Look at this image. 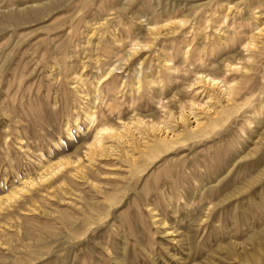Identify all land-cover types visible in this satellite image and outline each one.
<instances>
[{
    "label": "bare ground",
    "instance_id": "bare-ground-1",
    "mask_svg": "<svg viewBox=\"0 0 264 264\" xmlns=\"http://www.w3.org/2000/svg\"><path fill=\"white\" fill-rule=\"evenodd\" d=\"M0 1V31L34 22L62 30L58 39H44L48 52L39 64L25 72L28 61L23 63L16 85L3 72L14 47L0 52L1 151L9 157L6 147L15 131L12 143L32 157L22 172L9 161L14 180L0 188V264H25V257L50 255L65 243L88 252L91 261L97 247L100 256L125 264L123 251L113 256L108 234L89 240L87 235L112 230L123 250L130 222L139 223L141 232L151 226L166 238L157 241V253L173 258L178 256L173 250L184 246L192 232L198 235L201 224L214 227L219 217H212L213 208L223 205L216 206L219 198L206 201L214 188L238 162L264 161V0ZM29 78L39 80L34 94L21 85ZM43 78L52 120L39 107L35 118L14 124L22 123V116L10 105L16 108L19 100L24 109L26 96L34 101ZM57 111L64 114L59 122ZM31 138L37 139L32 149ZM198 144L207 146L205 151H198ZM65 146L72 149L63 154ZM238 146L251 147L241 154ZM52 148L61 151L50 156ZM167 154L175 160L163 173L165 182L153 188L144 185L147 181L141 184L146 167ZM262 177L264 163L232 192H250ZM179 188L186 193L184 204H190L192 194L201 200L185 210V233L166 226L161 210L178 211L174 193L182 196ZM121 202L132 208L127 221L116 214ZM251 236L261 239L257 249L263 254L264 226ZM45 245L51 251L31 249ZM138 246L155 264V250ZM76 257L74 251L70 262ZM260 261L258 256L249 262Z\"/></svg>",
    "mask_w": 264,
    "mask_h": 264
},
{
    "label": "rangeland",
    "instance_id": "rangeland-1",
    "mask_svg": "<svg viewBox=\"0 0 264 264\" xmlns=\"http://www.w3.org/2000/svg\"><path fill=\"white\" fill-rule=\"evenodd\" d=\"M0 4L2 5L4 3L0 1ZM26 25L21 26V28H18L19 30L17 29L15 31H11V29L0 31V42L2 41L0 43V52L1 51L8 52L12 47H14V48H12V51L10 52L11 57L9 56L10 59L7 63V66H6L5 70L3 71L4 75L9 77V78H7V80L12 82V86L16 85V83H17L16 80H17V76L19 73L18 71H20V69L22 68L23 63H25V62L27 63V61H28L27 66L26 67L24 66L25 68H23V69H25V72H26V68L29 66H32L33 64H36L35 62H37L39 64L38 59L40 58V55L48 52L47 51L48 46L45 45L44 39H46V40L51 39V38L58 39V36L62 32V30H54V29L52 30V29H48V28H42L41 25H44L42 23H35L34 22L30 25H28V24H26ZM31 25H33V26H31ZM20 32H22V33H20ZM25 32H26V34H25ZM18 33H20V34H18ZM17 34H18V36L20 35L19 36L20 38H21V35H23V36L25 35L26 37L21 38V40L17 44H15V46H14V40L16 41L17 39H20V38H18ZM13 35H15V36H13ZM11 36L14 37L13 41H12ZM8 40H11V41H8ZM3 41H4V44H3ZM7 41H8V44H7ZM3 45H5V46H3ZM8 47H9V50H8ZM37 66H39V65H37ZM13 71H14V74H13ZM38 83H39L38 79H31L30 80V78H29L28 80L27 79L24 80L21 85L24 87H26V86L31 87V93L34 94V93H36L35 92L36 88L39 85ZM43 83H44V85H43ZM40 87H39L40 93H39L38 97L36 99H34L35 102L33 100H31L29 102L27 96L23 99V107L26 110L25 112H24V109L21 108V106H20L21 103L19 100L15 101L16 108H12V105H10V108H11L13 114H15V115L17 114L18 116H22L21 118H22L23 122L21 123V120H19L18 122L14 123V124H24V122L25 123L27 122L28 118H35L36 112L39 111L40 108H41V110H44L43 112L46 113V114L45 113L44 114L52 120V115L48 111L49 107H48L47 101L45 100V98H46L45 97L46 80L44 78L40 84ZM10 104H11V102H10ZM34 109H35V112H34ZM38 113L39 112H37V114ZM59 113H60V115H59ZM62 114L63 113L60 111L58 113H56L55 120L57 122L61 121V119L64 118V114L63 115ZM28 115H30V116H28ZM3 120H4V117L0 114V132L2 130L1 127H2ZM11 125H13V124H11ZM14 132L15 131H13V132L11 131V135H9V139H10L9 146L6 147L9 150V154H10L9 157H7L5 155L4 151H1V148L3 146H0V188H1V186H6V185L10 184V182H12L11 179L14 180V172L9 166V163H8L9 161H11L13 163L14 167L18 171L22 172L23 170L26 169V167L28 168V162L32 158L29 150H27V152H29V153H27L28 155H25L24 154V152H25L24 147L22 149V148H19L16 143H12V139L14 137V135H13ZM60 135H61L62 139L66 138V135L64 132H62ZM231 137L234 138V135H232ZM23 140L26 141L25 138ZM29 141L31 142V145H32L29 147L32 149L33 145L37 142V139L31 138ZM195 147L198 151H205L204 149H206L205 147H207V146H204L203 144L202 145L198 144ZM250 147L251 146H238L240 151H242V152H240L241 154L243 153V151H244V153L247 152V150ZM71 149H72V147L65 146L61 150H62L63 154H66V153L70 152ZM61 150H59V151H61ZM43 151L46 153V151H48V149L45 147V148H43ZM59 151L56 148L55 149L52 148L51 155L48 152V154H45V156H48V155L52 156V155H54L53 154L54 152L57 155V153ZM26 156H27V158H26ZM259 158H257V159H259ZM174 160H175V156H172V154H167L166 156L161 155L158 158H156L143 171V173L141 175V184H143L145 181H147L148 183H146L144 185H148V187L153 188L155 186L156 182H158V183L159 182L160 183L165 182V180H164L165 171L167 169L171 168L172 165L170 164V162L174 161ZM259 161H260V163H259ZM242 162L243 161H240L232 167V170L229 171L231 173L230 174L228 173L229 175L226 176V179H223L220 182L219 186L216 187L217 189L214 188L215 192L213 190L211 192L209 198H207V200H206L208 202L209 201L215 202L219 198V205L217 204L216 206L219 207L220 205L223 204L219 208H217V207L213 208L214 212L212 213V215H213L212 217L214 218V217L218 216L219 221L215 222L216 225H214V227H210L208 225H205V224L202 225L201 224V227H200L201 229L199 230L200 233L199 234L197 233L198 235H195L192 232V234H193L192 238H190V240H186L187 243L184 246L182 245V247H180L181 250L179 247H178L179 249L176 248V250H173L175 252V255H178V256H174L173 257L174 259L172 257H168L169 256L168 254H166L164 251H161V250L159 251V249H158V253H157V244H158L157 241L166 242L168 240H166V238H163L160 234L152 232V229H150L151 228L150 225H149L150 227L148 226L149 230H148V228L147 229L144 228L143 232H141L139 229V227H140L139 223H137L136 226H134L130 222L128 224L129 227H127V228H128V230L131 231L130 232L131 235L130 234L127 235V239L129 241L126 240V248L123 250L118 248L119 246H117L116 242H119V240H118L117 235L112 230L111 231L109 230L108 232L105 233V230L101 231V229L99 228V229H96L94 232L88 234L87 238L89 240V238L90 237L93 238L94 235H95L94 237H101V236L104 237V234L105 235L108 234L109 243L111 244V247H112L113 256L119 255V253L121 251H123L122 255H123L125 264H150L151 263L148 260L147 256L144 254V252L140 250V248L138 246L139 243L141 245H143L144 248H146V250H149V251L151 249L155 250V252H153V254H156L155 255V264H209V263L210 264H232V263L241 264L240 260H245L247 264H252V262H249V261H251V257L254 258V257H258V256H261V259H262V261H260V264H264V255H263L264 253L262 254L261 252H259V249H257L259 247L258 243H260L259 240H261V239H257V237L255 238V237L251 236L252 233H254V231H258L261 227L264 226V213L262 214L260 211L261 209H263V212H264V177H262L263 180L261 179V182L259 181L257 184H255L256 186L254 185L252 187L254 189L251 188L250 192H247V191H245L246 193L245 192H240V193L232 192L233 188H236V186L238 187V186L242 185V183L248 178V176H249V174H251V172H252V174L257 172L261 168V166L263 165L264 161H261L259 159L257 161L252 162V164H250L249 166H248V164H244V162L243 163ZM192 183H194V181H192ZM178 191L180 193H182V196H180V197H179V195L174 193V198L177 197L176 202L178 204V211L173 213L169 208H163L165 206H162L161 210H162V212L165 216V220L167 222V223H165L166 226H167V224L169 225L171 223L170 225H173L174 228L176 227L175 229L179 233L180 232L185 233L186 232L185 230H187V223H188L187 218L185 217L186 212L191 211L194 207H196L195 205L200 204L201 200L199 199L198 195L192 194L193 196L192 195L190 196V197H192V201L190 202V204L189 205L184 204L183 201L185 199L186 193L183 192L184 190H182L181 188H179ZM180 193H178V194H180ZM229 194H231V195H229ZM225 196H227V197H225ZM220 198H221V200H220ZM122 203H124V202H121L116 207V214H118V216L122 220L127 221L129 218V216H128L129 212L132 210V208H131V205H127L125 203L122 204ZM185 205H186V207H185ZM192 205H193V207H192ZM258 205L261 206L262 208L258 207ZM185 210H186V212H185ZM185 219H186V221H185ZM45 221L46 220H40L39 223L44 224ZM114 225H116V223H114ZM75 231L77 232L78 235H80V233L83 232V228L79 227ZM210 231H211V233H210ZM132 235H133V237H132ZM151 236H152V238H150ZM248 237H251V240H248L249 239ZM133 238H135L136 241ZM115 243H116V245H115ZM168 244H170V243L168 242ZM238 244H239V247L240 246L243 247V249H244L243 251L241 250V247H240V249H236ZM77 247H75L76 249L74 250L72 245L65 243L63 246H61V249L52 251L50 253V255L49 254H47V256H46V254L39 255V256L36 255V257L37 256L38 257L35 259H32V260H30V258H28V257H25L26 259L24 258V262H25V264H26V261H27V264H55L56 262H57V264H82V263H84V264H92V263H94V264H117L112 258L107 257L102 252H101L102 256H100V252L97 253L99 251V249H97V247H94L95 253L93 254V256H94L93 261H91L90 255L87 254L88 252L86 253L83 249L78 250ZM210 248H213V250H214L212 253L209 251ZM31 249H33L35 252H38V253L47 252V251H51V246L45 245V246H40V247H33ZM68 249H70V252ZM227 249H231L230 251H231L232 255L228 254ZM74 251L77 253V257L75 258L76 262L73 263V262H70L71 261L70 259H72V255H73ZM68 252H69V254H67ZM67 258H69V259H67ZM97 258L100 260V261H98L100 263L95 262V260H97ZM177 259H178V261H177ZM179 259H181V260H179ZM232 259H234V260H232ZM21 263H23V261L12 260V261H9V263H7V264H21Z\"/></svg>",
    "mask_w": 264,
    "mask_h": 264
}]
</instances>
